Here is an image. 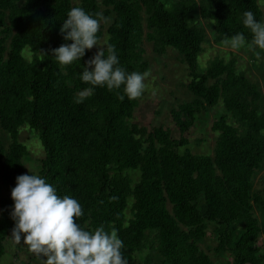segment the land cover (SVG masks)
Here are the masks:
<instances>
[{"label":"trees","instance_id":"1","mask_svg":"<svg viewBox=\"0 0 264 264\" xmlns=\"http://www.w3.org/2000/svg\"><path fill=\"white\" fill-rule=\"evenodd\" d=\"M73 7L108 18L106 44L128 72H149L146 43L180 55L190 83L189 100L171 111L178 137L134 123L140 98L121 102L97 87L75 102L90 87L80 73L94 52L65 67L52 57L72 43L60 28ZM249 10L264 20V0H0V264L14 228L11 190L28 174L25 127L44 149L40 176L80 202L81 227L116 230L125 258L150 244L155 256L138 264H264V93L235 58L200 62L208 31L216 45L237 33L251 41ZM251 53L264 75V50ZM218 107L213 153L194 154L186 136Z\"/></svg>","mask_w":264,"mask_h":264},{"label":"clouds","instance_id":"2","mask_svg":"<svg viewBox=\"0 0 264 264\" xmlns=\"http://www.w3.org/2000/svg\"><path fill=\"white\" fill-rule=\"evenodd\" d=\"M102 23H108V18L100 12L91 14L81 7L71 8L60 33L66 42L72 43L52 50L55 62L65 67L80 62L86 50L98 47L95 56L82 66L80 79L90 87L76 94L77 104L91 97L97 87L115 92L121 102L126 97L136 100L147 90L146 80L151 73L128 72L121 66L115 45L100 41ZM242 24L252 34L251 41L237 33L226 38L224 45L234 51L264 50V20H258L249 10L243 13ZM26 167L31 174L17 176L11 190V237L15 243H21L23 237V244L41 264H128L122 255L124 242L116 230L108 231L104 225L94 231L81 227L77 222L84 215L80 202L72 196L59 195L53 184Z\"/></svg>","mask_w":264,"mask_h":264},{"label":"rangeland","instance_id":"3","mask_svg":"<svg viewBox=\"0 0 264 264\" xmlns=\"http://www.w3.org/2000/svg\"><path fill=\"white\" fill-rule=\"evenodd\" d=\"M81 0H73L74 4H79ZM204 26V23L201 21ZM103 37L101 43L106 44L108 40L107 30L108 23H102ZM210 43L204 45L205 52L201 56L200 62L204 68L211 60L217 57H227V59H236L238 67L247 72L248 76L257 81L264 93V75L257 69L253 68V53L249 50H232L225 45H216L213 42L212 33L207 32ZM146 60L150 64V77L146 80L147 90L140 97L139 107L134 115V123L143 125L150 130L154 127H165L173 131L175 137L178 133L175 131L171 111L176 109L182 102L189 100L186 86L190 83V75L186 66L183 64L180 55L168 50L164 56L155 54L152 46L145 44ZM91 51L97 53L98 47L94 46ZM224 113L222 107L211 110L209 113L203 114L194 129L186 136L189 140L188 148L199 155H211L216 144V135L212 132V125L217 118ZM21 140L25 143L30 153L25 162L26 166L32 169L36 174L40 175L41 161L44 159V149L36 135L27 127L21 130ZM30 175V171L27 168ZM264 174V171L261 175ZM137 176V175H135ZM132 202V200H129ZM131 204V203H130ZM130 213V210L127 214ZM212 245V243H209ZM154 248L150 244L142 254H125L128 264L143 263L150 256H155ZM34 254L30 253L27 247L21 243L17 244L12 239L8 242L7 253L1 264H21L31 263L34 260ZM264 257V253H263ZM224 262V261H223ZM35 264H41L39 262Z\"/></svg>","mask_w":264,"mask_h":264}]
</instances>
